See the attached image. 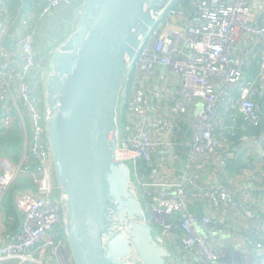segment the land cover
<instances>
[{
	"label": "built area",
	"instance_id": "built-area-1",
	"mask_svg": "<svg viewBox=\"0 0 264 264\" xmlns=\"http://www.w3.org/2000/svg\"><path fill=\"white\" fill-rule=\"evenodd\" d=\"M4 1L0 0L1 121L9 125L15 117L19 120L26 148L17 163L0 157V264H73L61 235L62 206L40 109L43 65L49 53V47L42 48L56 23L53 16L72 0H47L38 23L29 22L21 6L8 17ZM175 1L133 62L122 97V105L128 100L124 113L128 124L123 132L120 122L121 156L132 166L147 221L171 246L176 263L221 264L223 252L205 232L211 215L199 218L189 211V202H202L218 214L237 210L249 222L256 217L253 190L264 180L261 144L253 137L240 138L256 145L257 157L243 170L239 191L220 183L210 166L220 173L225 158L233 156L225 137L221 141L216 135L217 128L230 132L226 117L230 123L238 116L254 125L259 121L255 98L264 92V51L253 78L246 77L245 69L252 45L264 41V21L259 19L264 7L257 9L251 0H190L187 7L184 1ZM155 82L159 84L154 90ZM178 121L189 132L185 155L173 147ZM138 161L148 170L138 172ZM200 168L209 171L206 179L197 176ZM18 177H27L34 189L14 199L22 225L11 236L2 198ZM244 241L250 248H262L247 237Z\"/></svg>",
	"mask_w": 264,
	"mask_h": 264
},
{
	"label": "water",
	"instance_id": "water-1",
	"mask_svg": "<svg viewBox=\"0 0 264 264\" xmlns=\"http://www.w3.org/2000/svg\"><path fill=\"white\" fill-rule=\"evenodd\" d=\"M174 1L72 0L42 48L66 35L45 59L42 103L73 264H177L147 221L120 147L122 97L133 62ZM225 249L233 255L228 242Z\"/></svg>",
	"mask_w": 264,
	"mask_h": 264
},
{
	"label": "trees",
	"instance_id": "trees-1",
	"mask_svg": "<svg viewBox=\"0 0 264 264\" xmlns=\"http://www.w3.org/2000/svg\"><path fill=\"white\" fill-rule=\"evenodd\" d=\"M47 0H5V11L8 12V17L10 15H16L19 12V7L21 6L23 16L27 18V20L30 22L32 19L35 20L36 23H38L40 19V13L42 9L44 8V4ZM184 1L182 2L183 6H188L190 0H176L175 2ZM55 13V15H57ZM53 16V20H54ZM259 19L261 21H264V12L261 13ZM253 52L251 55V62L245 69V75L246 77H254L258 72V65L260 60V54L264 51V41H257L253 45ZM130 78V77H129ZM129 81V79H128ZM127 81V83H128ZM34 84V82H33ZM37 86L41 89V84L39 83ZM129 84L127 85V91H128ZM37 90H39L37 88ZM40 91V90H39ZM128 101V100H127ZM127 101L125 99L124 105L121 107L122 114L120 116V122H121V129L124 132L125 126L128 124L126 122V117L124 115L126 111V105ZM256 104H257V112L259 114V121L256 125L244 120L243 118H240L239 116L236 118V120L232 123H230V120L226 117L224 120V123H226L228 130L231 132H226L223 129H216V135L218 138L223 141V138L225 137L226 143L228 148H233L231 152L233 153V156L230 158H225L226 161V167L224 171H221L219 173L218 169L214 166H210L212 172L215 174H218L222 177V174L224 175L223 181L221 180L220 183H222L225 187L231 188L230 186V178L233 179L237 175H241L243 170L246 169L249 165L254 164L255 159L257 157L256 155V145L249 142H242L240 140L241 137L245 138H255L259 144L264 148V92L259 94L255 98ZM3 101L0 99V157H9L8 159L11 161L17 162L18 157L23 149V135H22V129L19 123V120L15 117L13 122H11L9 125H5L1 120L3 119ZM40 109L43 111V103L40 104ZM23 114V113H22ZM225 116H227L225 114ZM23 120L28 127L27 123V117L22 115ZM177 127L175 128L174 132V151L177 154H183L185 155L188 148L185 146L186 141L189 138V132L187 130L186 124L184 125L180 121L176 122ZM28 136H29V127H28ZM238 146V147H237ZM237 148V149H236ZM245 150L246 148L251 149L252 156L246 157L245 156ZM147 166L142 161H138L137 163V171H147ZM264 181V180H263ZM263 181H261L260 184L255 186V189L253 190V193L255 196L259 195L264 191L263 188ZM34 185L31 183V181L27 177H21L18 178V180H15V182L12 184L8 192L3 196L2 198V208L4 210L5 215L7 216V222H6V229L7 233H9L11 236L12 234L19 231L21 225H22V218L21 214L16 210L14 205V199L15 197L24 191L27 190H33ZM253 211L256 215V217L250 221L248 225V231L247 234H244L245 237H247L250 241H252L254 244H259L261 247H264V236H261V231H264L263 229L260 231L258 229V220L261 218H264L263 214L261 213L260 205L255 203V205L252 206ZM189 211L192 213H195L199 218L203 217L207 213V206L206 204L198 201H190L189 202ZM213 225V223L207 224L208 226ZM250 229H253L256 231V233L250 231ZM61 235L64 239L63 230L61 229ZM178 239L177 244L180 243V237L181 232H177Z\"/></svg>",
	"mask_w": 264,
	"mask_h": 264
},
{
	"label": "crops",
	"instance_id": "crops-1",
	"mask_svg": "<svg viewBox=\"0 0 264 264\" xmlns=\"http://www.w3.org/2000/svg\"><path fill=\"white\" fill-rule=\"evenodd\" d=\"M251 2H253L254 6L259 10H262L264 7V0H251ZM54 20L57 22L58 18L54 17ZM158 84V82H155L152 85V89H158ZM154 100L155 98L152 96L149 98L151 103H153ZM243 151H245L246 157L252 156L253 152L251 149L246 148ZM17 162H19V159ZM208 173L209 171L206 168H200L197 172V176L200 179H206L209 175ZM241 177H243V174L240 176L237 175L229 180L230 186L238 191L241 190ZM18 178L16 180H18ZM218 178L220 181H223L224 175L222 174V177L219 175ZM262 184L264 188V181ZM255 199L256 205H260L261 213L264 216V191L255 196ZM208 212L211 215L213 225L208 226L205 232L213 246L223 252L222 259L220 260L221 264H264V247L260 249L250 248L244 241V234H247L249 229V220L242 217L237 210L229 211L225 214H218L216 211H211V209L207 207V213ZM2 214L5 215L3 208ZM257 227L260 231L263 229L264 218L260 217ZM261 236H264V231H261ZM227 242L233 250V255H229L225 249Z\"/></svg>",
	"mask_w": 264,
	"mask_h": 264
},
{
	"label": "rangeland",
	"instance_id": "rangeland-1",
	"mask_svg": "<svg viewBox=\"0 0 264 264\" xmlns=\"http://www.w3.org/2000/svg\"><path fill=\"white\" fill-rule=\"evenodd\" d=\"M72 1H70V3H71ZM55 17H57V15H55ZM58 18V17H57ZM66 36V35H65ZM65 36H63L60 40H59V42L63 39V38H65ZM59 42H55L54 44H52L50 47H49V51L50 50H52L55 46H56V44H58ZM48 51V52H49ZM21 155H22V152L20 153V155H19V157H18V159L20 160V158H21ZM9 158V157H8ZM12 162H14V163H16L15 161H12Z\"/></svg>",
	"mask_w": 264,
	"mask_h": 264
}]
</instances>
